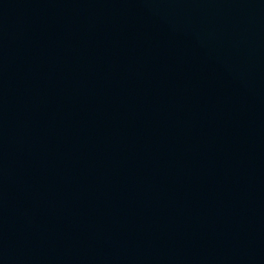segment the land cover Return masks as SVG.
Segmentation results:
<instances>
[{
	"label": "water",
	"instance_id": "95a60500",
	"mask_svg": "<svg viewBox=\"0 0 264 264\" xmlns=\"http://www.w3.org/2000/svg\"><path fill=\"white\" fill-rule=\"evenodd\" d=\"M0 264H264V0H0Z\"/></svg>",
	"mask_w": 264,
	"mask_h": 264
}]
</instances>
